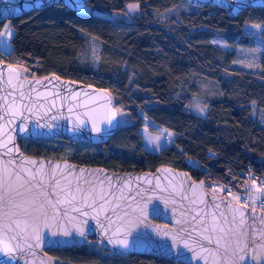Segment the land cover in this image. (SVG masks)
Wrapping results in <instances>:
<instances>
[{
    "label": "trees",
    "instance_id": "1",
    "mask_svg": "<svg viewBox=\"0 0 264 264\" xmlns=\"http://www.w3.org/2000/svg\"><path fill=\"white\" fill-rule=\"evenodd\" d=\"M128 3L138 5L137 13L118 17ZM85 7L45 4L14 18L11 49L0 51V61L29 78L55 74L103 89L124 122L105 143L20 138L24 153L116 171L171 166L207 189L217 183L241 194L247 181L238 170L264 176V51L259 72H249L231 66L233 49L213 42L234 46L244 25H264V8L230 15L187 0H88ZM144 117L174 133L169 146L143 147ZM46 255L52 264H183L115 253L91 240Z\"/></svg>",
    "mask_w": 264,
    "mask_h": 264
},
{
    "label": "water",
    "instance_id": "2",
    "mask_svg": "<svg viewBox=\"0 0 264 264\" xmlns=\"http://www.w3.org/2000/svg\"><path fill=\"white\" fill-rule=\"evenodd\" d=\"M87 1L0 0V22L46 3L76 11ZM187 1L218 6L230 15L264 8V0ZM117 125L118 111L105 90L55 74L21 77L16 65L0 61V241L14 248L11 264H52L47 250L88 240L115 253L159 255L183 264H264V211L209 193L204 181L193 180L188 171L171 166L116 171L29 155L18 145L20 138L105 143ZM13 197L15 203L34 202L38 210L5 215ZM12 220H20V227ZM114 239L127 240L128 247L108 242ZM0 258V264L9 259L3 252Z\"/></svg>",
    "mask_w": 264,
    "mask_h": 264
},
{
    "label": "rangeland",
    "instance_id": "3",
    "mask_svg": "<svg viewBox=\"0 0 264 264\" xmlns=\"http://www.w3.org/2000/svg\"><path fill=\"white\" fill-rule=\"evenodd\" d=\"M130 5H137L136 3H128L125 6L124 14L118 15V17H124L128 19L130 16H133L138 11V5L136 8H130ZM88 11L89 8L85 7ZM255 25L261 24H246L243 27V37L238 40V42L234 46H229L224 41L220 39H214L213 42L217 44L222 49H233L236 53L235 58L233 59L232 67L239 68L242 70H246L249 72H259V58L264 51V39L261 38V31L264 30L262 28L254 27ZM7 26V28H6ZM14 29L10 25V22H5L2 26H0V51L8 53L11 49V38L13 36ZM97 46L96 42L94 43ZM22 70V69H21ZM20 70V76L26 77L25 72ZM112 102V101H111ZM199 104V103H197ZM118 111L119 123L124 122V116L122 111L115 107ZM150 127L154 128L156 132L151 131ZM140 133L143 138V147L152 152H158L161 149L169 146L174 138V133L164 129L158 125L152 123L149 119L144 117V125L140 129ZM258 186L254 183V196L257 197L262 194V191L257 192ZM223 187L218 188V190H222ZM221 195V194H220ZM235 196H239L241 198V193L234 192L232 196H228L226 199L234 204H240V201L234 199ZM254 204H258L257 201H253ZM91 242L97 243L95 240H91ZM48 257V256H47ZM49 259V258H48ZM50 260V259H49ZM52 263V261L50 260Z\"/></svg>",
    "mask_w": 264,
    "mask_h": 264
},
{
    "label": "snow or ice",
    "instance_id": "4",
    "mask_svg": "<svg viewBox=\"0 0 264 264\" xmlns=\"http://www.w3.org/2000/svg\"><path fill=\"white\" fill-rule=\"evenodd\" d=\"M129 7L130 8H136L137 5H130ZM254 27L264 29V25H255ZM6 28H7V26H6ZM0 35H3V33H0ZM38 83H39V81H38ZM200 110L203 111V109H200ZM112 119H114V116L109 118V123H111V120ZM21 130H23V129H21ZM53 179H55V178L53 177ZM61 191L63 192L64 190H61ZM77 191H79V189H77ZM260 191H261V188L258 187L257 188V192H260ZM64 194H65L66 197L69 196V195H71V200H75L76 199V196L74 194H71V193H68V192H65ZM17 195H20V193L17 192ZM53 195H55V193H53ZM88 198H89L88 196H85L84 197V201L87 202ZM14 199L15 198L13 197L12 200L9 201V203H11V208L8 210V212L4 213L5 215L17 216V215H19L21 213L24 214V215H31L30 209L32 211L38 210L36 208L34 202H31L30 203V202H27L26 201L25 203L20 204V203H15L14 202ZM234 199H236L237 201H240V197L239 196H235ZM3 200H4V197L3 196H0V201H3ZM71 200H69L68 202L71 203ZM62 202L63 201L57 200V203H62ZM48 203L51 204V206L54 209L56 208V204H53L51 202V200H49ZM88 206L90 207L91 205H88ZM259 206L264 207V199H261V202H260V205ZM43 207H44V205L41 204L40 205V208H43ZM74 210L79 211V209H74ZM237 211H239V209H237ZM254 211H255V208H253V212ZM82 214L83 215H87V213H82ZM241 215H243V213H241ZM12 223L15 224L17 228H19L20 227V224H21V221L20 220H12ZM8 227H9V230H11V226L9 225ZM34 231H35V240L37 242L36 246L38 247L41 237H40V234H39L38 229H35ZM204 231H207V229H204ZM116 234L117 233H113V235H116ZM65 235H67V233H65ZM80 235L81 236L84 235L83 231L80 232ZM11 239H18V237L13 236ZM108 242L111 243V244H114V245H121L124 248H127L128 247L127 240H124V239H114V240H109ZM209 242H211V241H209ZM0 244H2V247H0V252H3L4 255H6V256L9 257L8 261H5L4 264H11V261L13 259H15L14 255H13L14 248L13 247H10L9 246V243L8 242H5V241H0ZM16 247H19V245H16ZM29 247H31V245H29ZM202 251H207V249H205V248L202 247ZM196 258H197V260L199 259L198 256ZM0 259H2V258H0Z\"/></svg>",
    "mask_w": 264,
    "mask_h": 264
},
{
    "label": "built area",
    "instance_id": "5",
    "mask_svg": "<svg viewBox=\"0 0 264 264\" xmlns=\"http://www.w3.org/2000/svg\"><path fill=\"white\" fill-rule=\"evenodd\" d=\"M238 173H243L244 178L247 181L245 191L241 194L240 204L247 206L249 209L258 208L264 211V207L259 206L261 199H264V176H261L255 172L252 168H247L246 170H238ZM254 183L261 188L262 196L256 200L254 196ZM221 186L214 183L208 191L212 194H221L225 197L232 196L234 194V189L232 186L228 185L223 188V190H218ZM253 201H257V205Z\"/></svg>",
    "mask_w": 264,
    "mask_h": 264
},
{
    "label": "flooded vegetation",
    "instance_id": "6",
    "mask_svg": "<svg viewBox=\"0 0 264 264\" xmlns=\"http://www.w3.org/2000/svg\"><path fill=\"white\" fill-rule=\"evenodd\" d=\"M46 4H57V3H46ZM45 5V4H44ZM57 5H61V4H57ZM63 6V5H62ZM65 7V6H64ZM67 8V7H66ZM16 18V17H15ZM14 19V18H13ZM13 19H10V20H6V21H4V22H0V26H2L5 22H7V21H9L10 23H11V21L13 20Z\"/></svg>",
    "mask_w": 264,
    "mask_h": 264
},
{
    "label": "crops",
    "instance_id": "7",
    "mask_svg": "<svg viewBox=\"0 0 264 264\" xmlns=\"http://www.w3.org/2000/svg\"><path fill=\"white\" fill-rule=\"evenodd\" d=\"M261 196H262V194L258 197L255 195V199L258 200Z\"/></svg>",
    "mask_w": 264,
    "mask_h": 264
}]
</instances>
